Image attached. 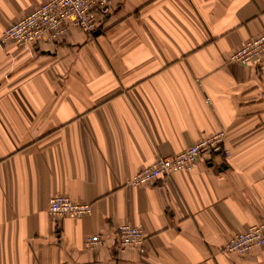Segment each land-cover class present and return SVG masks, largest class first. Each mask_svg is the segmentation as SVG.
I'll list each match as a JSON object with an SVG mask.
<instances>
[{
    "label": "crops",
    "instance_id": "0c3cea01",
    "mask_svg": "<svg viewBox=\"0 0 264 264\" xmlns=\"http://www.w3.org/2000/svg\"><path fill=\"white\" fill-rule=\"evenodd\" d=\"M46 1L0 0V37ZM110 5L98 35L0 46V264H264V246L222 250L264 223V61H229L264 33V0ZM219 131L228 156L128 185ZM54 196L91 212L51 216ZM126 224L143 253L116 248Z\"/></svg>",
    "mask_w": 264,
    "mask_h": 264
},
{
    "label": "built area",
    "instance_id": "2783aa9c",
    "mask_svg": "<svg viewBox=\"0 0 264 264\" xmlns=\"http://www.w3.org/2000/svg\"><path fill=\"white\" fill-rule=\"evenodd\" d=\"M110 7V0H48L19 21L10 23L0 37V46L7 47L12 44L27 49L37 45H50L72 28L91 36L102 28L110 14ZM229 61L241 66L264 61V33L246 41L232 54ZM224 139L225 133L219 131L173 157L156 159L151 165L137 172L128 185L146 187L159 179L191 169L199 161L213 155L223 153L228 156L229 152L223 148ZM47 211L51 216L81 218L90 214L91 206L74 203L65 196H54L49 199ZM145 240L141 227L126 224L117 228L115 246L119 250L133 249L143 253ZM102 244L100 234L90 235L85 240L87 248ZM261 246H264V223L253 225L245 232L235 235L222 250L242 257Z\"/></svg>",
    "mask_w": 264,
    "mask_h": 264
},
{
    "label": "water",
    "instance_id": "95a60500",
    "mask_svg": "<svg viewBox=\"0 0 264 264\" xmlns=\"http://www.w3.org/2000/svg\"><path fill=\"white\" fill-rule=\"evenodd\" d=\"M99 32H100V31H96V32L94 33V35H98V34H99Z\"/></svg>",
    "mask_w": 264,
    "mask_h": 264
}]
</instances>
